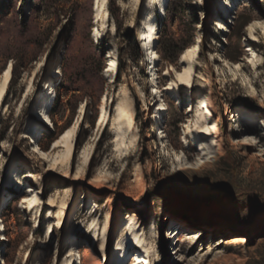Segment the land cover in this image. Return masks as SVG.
<instances>
[{"label":"rangeland","instance_id":"1","mask_svg":"<svg viewBox=\"0 0 264 264\" xmlns=\"http://www.w3.org/2000/svg\"><path fill=\"white\" fill-rule=\"evenodd\" d=\"M164 6L107 0L109 18L95 22L94 0H10L0 16V80L12 65L0 107V264H116L119 251L122 264L139 255L151 264H264V0ZM150 18L155 72L140 32ZM162 35L179 40L178 48L200 46L192 89L180 100L167 89L184 70L182 54L176 64L163 62ZM112 49L124 70L111 79ZM104 97L109 124L100 130ZM205 98L219 134L200 138ZM121 104L135 124L124 142L113 131ZM71 130L73 156L63 159L54 141ZM204 152L213 158L191 166ZM132 232L144 249L129 250ZM235 235L250 240L219 243Z\"/></svg>","mask_w":264,"mask_h":264},{"label":"bare ground","instance_id":"2","mask_svg":"<svg viewBox=\"0 0 264 264\" xmlns=\"http://www.w3.org/2000/svg\"><path fill=\"white\" fill-rule=\"evenodd\" d=\"M150 5L153 4H158L159 7L164 8L165 6V0H149ZM107 6V0H94V20L95 22L98 21V17L103 14L105 20L109 18V13L106 9ZM225 13L227 14L230 9L233 8L232 3H225ZM223 8V9H224ZM149 22L144 21L141 24L140 27V32H141V41L143 43V48L147 51L146 57H147V62H150V65L152 66L153 72L156 70V62L158 60V54L155 50V42H156V37H157V29H156V24L153 23L152 19ZM107 29V24L102 25V30L100 29H95L94 30V35L98 36L100 32L105 31ZM200 51V46L199 44H195L192 48H188V50L182 54L181 56V63L184 66V70L182 73H179L178 79L175 82H171L170 87L167 89L168 91H173V95L178 96L179 100V94H181V90L184 88H187L188 90L192 89V80L194 79L195 75V59L198 57ZM107 73L109 76L114 78V76L117 73L118 70V62H117V56H116V50L112 49L110 50L108 54V61H107ZM55 75L59 74L57 71L54 73ZM12 79V65H9L4 72L1 75V80H0V107L3 106V102L6 96L7 88L10 84V81ZM175 83L179 84L178 86L175 85ZM51 86L48 85V88L44 95L42 96L41 100V106H45L46 103L48 102V96L51 91ZM158 93V91L156 92ZM106 103V97H104L101 101L100 107H99V115L97 119V128L102 129L106 125L109 124V115L107 112V109L105 107ZM200 106L198 107L197 110V115H198V133L197 135L200 138H206L208 136H217L219 134V127H218V122L215 120L213 117L212 113V105L210 101L205 98L203 102L199 104ZM49 103L45 106V108H48ZM164 108L161 107L158 110V114L160 116L163 114ZM193 111V110H192ZM253 114L248 113L247 118H252ZM134 120H133V113L129 109V107L125 104H121L118 106L116 110V117L115 121L113 124V131L116 134V137L119 141L124 142V139L126 138L128 132L130 130L134 129ZM73 136H74V131H69L65 136L62 135L61 138H58L56 141H54L55 149H64L65 151V156L63 159H71L73 156ZM215 145L218 147H221V143L216 138L215 140ZM120 145V144H119ZM196 145L199 148L200 152L205 151V148L203 147L202 143L200 141H196ZM41 152V151H39ZM214 153L210 152H204L202 154V157L198 160L197 163L195 164H190L191 166H200L205 164L209 158H213ZM31 203V206L33 209L37 206V200L35 197H31L29 200ZM86 208V205H85ZM55 227L58 229H61L63 227L62 221H60ZM53 227L49 226V229L47 230V234L51 233ZM129 229V228H128ZM130 231V230H129ZM131 236L135 237V240H133L129 244V250H136V249H144L145 247L142 245V242L140 240H136L137 235L132 232ZM191 236L194 239H200L202 237V234L200 231H196L193 233ZM221 240V239H220ZM222 244H227V245H245L247 244V240L244 236L242 235H235L230 237V239H227V241H220L219 243ZM135 255L138 254V250L134 251ZM124 256L127 254V251H124ZM121 254V251L117 253V259L115 260L117 263L116 264H122L121 260L119 259V256ZM133 264H151L148 259L144 256H135L133 259Z\"/></svg>","mask_w":264,"mask_h":264},{"label":"trees","instance_id":"3","mask_svg":"<svg viewBox=\"0 0 264 264\" xmlns=\"http://www.w3.org/2000/svg\"><path fill=\"white\" fill-rule=\"evenodd\" d=\"M9 10H10V0L5 1V2L4 1L0 2V16L7 14ZM166 10L168 11V13H167V15H168L170 10H169V8H166ZM111 15L113 16V18L116 19V27H117V30L120 32L122 27H121V24L118 20L119 16L115 15V12H113V10L111 11ZM174 17L178 18V14H174ZM158 45H159L158 47H159V53H160L161 60L163 62H165L166 64L173 65V64L177 63L179 57L181 56V54H183V51L187 50L189 47L192 46V40L190 41L189 44L183 46L182 48H178L179 47V40H177L175 38H173V39L165 38V36L162 35V38H161ZM101 53L103 56L104 50H102ZM239 58H240V56H236L235 58H229V59H231L232 61H237ZM119 64H121V66L118 67L117 75L124 70L123 60H122L121 56L119 58L118 66H119ZM75 91H79V90H75ZM3 139H4V137L0 135V142H2ZM246 240H248V242L250 240V237L248 235L246 236Z\"/></svg>","mask_w":264,"mask_h":264}]
</instances>
